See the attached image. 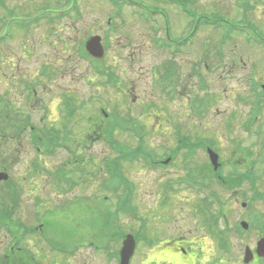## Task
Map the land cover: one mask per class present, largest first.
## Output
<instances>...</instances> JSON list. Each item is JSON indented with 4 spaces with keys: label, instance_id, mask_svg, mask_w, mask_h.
<instances>
[{
    "label": "rangeland",
    "instance_id": "1",
    "mask_svg": "<svg viewBox=\"0 0 264 264\" xmlns=\"http://www.w3.org/2000/svg\"><path fill=\"white\" fill-rule=\"evenodd\" d=\"M138 1L151 8L156 5L166 8L170 13L173 37L181 39L184 36L190 15H184L170 0ZM67 2L0 1V21L7 24V8L15 12L11 17H29L44 13L42 8L66 11L69 7ZM78 2L82 15H78V12L76 16L68 13L56 16L54 21L44 20L34 25L24 21L31 27H12V36L0 42V98L7 100L2 107L7 111V129L3 132H7V136L0 134V167L1 170L6 168L12 177L9 185L0 182V202L6 208L12 206L14 214L10 215L19 229L21 223L29 222L30 227L39 224L38 215L46 219L51 225L46 233L56 237L67 248L65 253L58 254L36 233H19L20 240L14 244L12 237L7 233L6 239L0 230V255L4 253L6 244L7 252L9 247H13L9 256L0 257V264H26L27 258L18 254L19 246L35 252L40 264H113L114 260H109L107 252L98 248L106 243L104 236L117 226L122 227L124 233L135 235L142 231V224L145 226L144 233H147L143 241L154 244L146 245L139 241L133 264H150L152 260H157L161 243L174 233L193 240L194 249L202 245V263L197 264H262L258 259L249 263L243 261L245 246L254 248L262 233L257 223L259 219H255V228L245 230L243 234L237 232L236 223L243 219L249 221L252 210L264 212V199H252L256 191L252 190L249 182L235 189L219 185L203 147L196 149L189 164L192 170L188 172L184 165L186 149L177 151V148L185 145L182 141L188 136L195 141L198 138L205 141L214 139V146L221 158L222 174L227 176L234 170H254L256 174L260 173L257 189L264 193V106L257 119L250 123L251 126L248 123L255 108V103L252 104L255 91L250 88L248 76L251 69H258L259 75L256 74V77L259 86L264 82V48L247 44L238 33L234 34L233 40L223 43L220 29L204 26L197 31L195 44L184 49L185 56H176L173 58L175 63H166L158 69L167 57L154 42L155 36L161 37L155 30L157 22L145 20L131 7L118 11L119 8L108 0ZM190 7L201 13L247 21L244 19L246 13L247 18L264 31V0H197ZM244 8L248 11L244 12ZM107 14L113 16L112 21L116 22L113 28L116 30L106 27ZM191 14L196 15L195 12ZM1 34L3 31L0 30ZM89 34L105 36L107 43L103 64L107 67L105 69L118 73L122 82L120 88L107 83L105 77L96 76L90 68V59L77 53L82 39ZM205 38L208 40L203 47ZM208 53L219 65H215L216 74L206 79L207 72L203 65L202 69L191 67L201 65ZM234 63L237 68L231 69ZM44 69L47 74L43 73ZM167 69H174L175 74L170 83H161L169 94L166 90L160 94L153 75L156 72V77L159 75L162 80ZM27 81L36 85V98L27 97ZM173 89L175 94L170 96ZM259 90L264 92L263 88L259 87ZM67 92L74 94L80 105L90 102L78 114L70 128L68 140L79 157L89 158L90 164L85 168L83 164L76 165L74 162L67 166L64 160L67 161L70 156L65 149L39 155L27 136V130L18 137L12 131V126H8L9 122H22L30 118L40 130L50 126L61 128L65 121L61 101ZM204 97L216 100L206 108L200 104ZM194 98L199 99L198 102ZM150 104L154 107L149 108ZM105 110L117 112L119 118L127 121V128L135 124L133 120H137L142 127L141 139L131 130L115 134L118 140L129 145L130 152L126 156L134 161H124L122 168V175L131 183L129 198L132 205L126 211L120 210L116 215L118 219L111 217L112 228L106 226L105 222L110 218V209L117 211L119 208V196L124 193L125 181L121 182L123 189L115 193L102 186L108 175L103 168L105 158L117 157L110 144L96 139V135L103 128L105 130V117L109 118L106 113L103 114ZM21 111H26V114ZM90 137L92 140L89 142ZM247 148L253 152L251 158L245 154ZM135 150L152 152L159 160L173 153L176 156L165 166L154 165ZM255 160L258 163L253 165ZM61 163L69 170L76 171L78 179L87 180V184L73 186L65 181L59 182L55 173ZM188 176H194L198 183L191 181L187 184V180L180 182ZM168 180L174 182L175 188L166 193L164 184ZM201 183L207 187H200ZM212 189L220 194L222 200L221 204L210 200L213 210L218 212L220 207H224L228 214L230 253H222L220 242L210 234V228L197 208V202ZM37 197L41 205L38 215L34 209L38 204L34 202ZM73 197L75 199L64 205ZM7 199L11 205L7 204ZM249 202H252V208H248V205L243 207V203ZM133 207L137 214H133ZM222 219L213 225L226 227V220ZM223 258L225 260L221 263L220 259Z\"/></svg>",
    "mask_w": 264,
    "mask_h": 264
},
{
    "label": "flooded vegetation",
    "instance_id": "2",
    "mask_svg": "<svg viewBox=\"0 0 264 264\" xmlns=\"http://www.w3.org/2000/svg\"><path fill=\"white\" fill-rule=\"evenodd\" d=\"M106 27H107V17H106ZM108 28V27H107ZM107 30V29H106ZM186 32V28L185 31ZM91 36H98L96 34L91 35ZM100 37L103 38V44L104 47L106 46V39L105 36L103 34L99 35ZM163 44V45H162ZM159 43L158 46H164L165 48H167L168 52L171 51H177L178 49H176V47L178 46V43H174L172 41V39L169 38L168 41H164L163 43ZM173 46V47H172ZM181 56H185L186 53H184V49L187 46L186 41L184 40L181 43ZM99 60V61H103ZM204 64H205V68L204 69H216L215 65H219V63H215L214 61V57L211 56L210 53H208L206 60H203ZM203 62L200 64H195L192 65L191 69H202L201 66L203 65ZM91 69H103L102 66L100 67H92L90 66ZM226 68V67H225ZM231 68V67H230ZM237 68V64L234 63V67L231 69H236ZM187 69V68H184ZM224 69V68H223ZM104 71V69H103ZM94 72V71H93ZM207 73L205 74L206 79L211 78L212 76H214L216 74V72L213 71H206ZM229 72H231L229 70ZM94 74L96 76L101 77V75L98 72H94ZM174 72L173 71H166L165 74L163 75L162 80H167L168 83H170L171 79L173 78ZM225 78H227L226 75H224ZM252 76L251 73L248 76V82L252 85ZM201 82H205V81H201ZM202 83V84H203ZM199 84V83H198ZM201 85V83H200ZM251 88V87H250ZM206 101L210 102L213 100H216L215 98H210V97H206L205 98ZM0 127H4L7 128V114H0ZM12 131L14 132V129H12ZM85 163V160H84ZM4 170L7 171L6 168H3ZM1 170V167H0ZM5 205L1 204L0 205V210L5 209L6 207H4ZM43 226V223L41 224ZM0 230H2V232L5 235V238L7 239V225L6 226H2L0 227ZM193 245H195V243L193 242V240H189L187 236L182 235V234H178L176 236H172L168 239V242L166 243V247L165 249H163L162 251L158 252V254H160V258L158 257L157 260H152V262H150V264H178V263H182V264H197L198 263V254H200V252H202V248L201 245L198 247L197 249L193 247ZM5 251L2 255L7 256V244L5 247ZM1 255V256H2Z\"/></svg>",
    "mask_w": 264,
    "mask_h": 264
},
{
    "label": "water",
    "instance_id": "3",
    "mask_svg": "<svg viewBox=\"0 0 264 264\" xmlns=\"http://www.w3.org/2000/svg\"><path fill=\"white\" fill-rule=\"evenodd\" d=\"M99 39H93L91 42V52L99 55L100 51L96 46V42ZM213 162L216 163L217 162V155H213ZM2 178H8V174H1L0 173V179ZM134 249H135V240L134 238L129 235L127 236V239L124 241V247L122 249V263L121 264H130V259L134 253ZM258 252L262 255H264V238L259 242L258 244Z\"/></svg>",
    "mask_w": 264,
    "mask_h": 264
},
{
    "label": "trees",
    "instance_id": "4",
    "mask_svg": "<svg viewBox=\"0 0 264 264\" xmlns=\"http://www.w3.org/2000/svg\"><path fill=\"white\" fill-rule=\"evenodd\" d=\"M243 177V175H242ZM240 179V178H238ZM242 180H233L231 183L232 184H239ZM257 218V217H256ZM258 219L262 222L261 225L264 226V212L258 216ZM215 220L218 221L219 217H215ZM220 232H223V230H220Z\"/></svg>",
    "mask_w": 264,
    "mask_h": 264
}]
</instances>
